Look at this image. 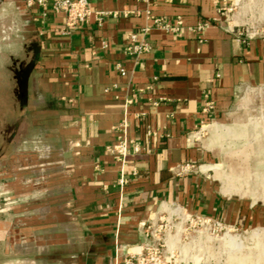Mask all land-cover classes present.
Here are the masks:
<instances>
[{"label":"crops","instance_id":"1","mask_svg":"<svg viewBox=\"0 0 264 264\" xmlns=\"http://www.w3.org/2000/svg\"><path fill=\"white\" fill-rule=\"evenodd\" d=\"M88 4L87 22L67 27L61 13L0 0V55L24 73V124L0 158V264H124L164 204L264 225L203 171L213 156L196 136L241 91L264 89V0ZM130 33L150 49L128 52ZM123 134L141 150L120 161L107 147Z\"/></svg>","mask_w":264,"mask_h":264},{"label":"rangeland","instance_id":"2","mask_svg":"<svg viewBox=\"0 0 264 264\" xmlns=\"http://www.w3.org/2000/svg\"><path fill=\"white\" fill-rule=\"evenodd\" d=\"M6 43V39L0 40V44ZM15 70L6 56L0 55V158L17 142L24 124V73ZM196 136L213 156V163L208 165L231 178L240 174V179H223V175L218 179L214 172L203 169L216 178L221 192L231 185L232 191L239 192L225 196L252 212H264V89L252 86L241 91L231 108L221 118L207 121ZM246 170L247 178L242 174ZM168 208L157 207L148 223L160 244V264H264L263 224L255 221L240 226L217 219L218 225L212 220H187ZM228 236H235L234 241Z\"/></svg>","mask_w":264,"mask_h":264},{"label":"built area","instance_id":"3","mask_svg":"<svg viewBox=\"0 0 264 264\" xmlns=\"http://www.w3.org/2000/svg\"><path fill=\"white\" fill-rule=\"evenodd\" d=\"M24 7L27 10L32 9V7L37 6L40 7L43 10H50L54 13H61L65 17V25L67 27L73 26L75 24H83L87 22L88 16L91 13V9L88 4V0H22ZM252 2H250L251 4ZM224 13V22L226 25H228L231 29H233L235 26V23H233V20L231 18V6L224 7L222 9ZM230 15V16H229ZM230 21V22H229ZM155 24L157 26H160L166 30L174 31L176 27H173L170 25L167 21L162 19H155ZM179 23V21L177 22ZM238 35H241L242 32L239 31L237 33ZM128 39L130 41L127 51L130 53H140L144 51H148L150 49V45L148 42L144 40H138L137 35L135 33H130L128 35ZM121 73L123 74V69L119 68ZM127 104L131 103V100L126 101ZM212 108V103L209 100H206L202 110L204 112H207L209 109ZM147 135L154 136V133L150 130L147 131ZM141 150V146L126 138V136L119 135L117 137V140L115 143L107 147V151L114 155L117 159L120 161H124L125 157L129 153H138ZM130 173L135 175L137 173L136 168L132 167L130 169ZM126 174L122 175L119 179L120 183L126 182ZM178 212L175 214H179L187 220H194L195 218L198 221H214L216 224H220V222L217 219H212V217L203 216L200 214L193 213L191 211H188L186 208L176 204L174 205ZM151 218H149L150 220ZM149 220L146 224L143 226V242L140 246L137 248L132 249L124 258L123 262L124 264H160L161 258L160 251H159V243L155 242L158 241V239H154L152 231H151V225L148 224ZM163 264V263H162Z\"/></svg>","mask_w":264,"mask_h":264},{"label":"bare ground","instance_id":"4","mask_svg":"<svg viewBox=\"0 0 264 264\" xmlns=\"http://www.w3.org/2000/svg\"><path fill=\"white\" fill-rule=\"evenodd\" d=\"M256 89V88H255ZM239 104L241 105V102H239ZM203 169L204 170H208V171H212V172H214L215 174H216V176H217V178L218 179H220V177H222V175H223V173L221 172V170L219 169V168H216V167H212L211 165H205L204 167H203ZM226 174V173H225ZM243 175H244V177L246 176V175H248V172H247V170L246 171H244L243 173H242ZM244 177H242V179H246L247 178V176H246V178H244ZM223 179H240V174L239 173H237L236 175H235V177H230V175H223ZM227 183V182H226ZM222 192H223V194L224 195H229V194H232V193H237V192H239V190H236V191H232V186L231 185H227V186H225V187H223L222 188ZM241 195H245V193L244 192H241ZM162 208L163 209H166V208H168L167 206H165V205H162ZM169 210H171L170 208H168ZM176 213V212H178V210L177 209H172L171 210V213ZM235 237V236H234ZM234 237H231V236H228L227 238H228V240L229 241H234Z\"/></svg>","mask_w":264,"mask_h":264}]
</instances>
